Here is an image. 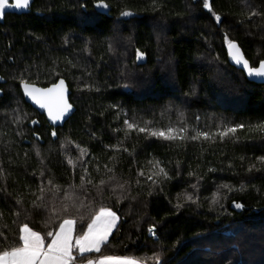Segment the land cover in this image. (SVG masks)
I'll return each mask as SVG.
<instances>
[{"label":"trees","instance_id":"16d2710c","mask_svg":"<svg viewBox=\"0 0 264 264\" xmlns=\"http://www.w3.org/2000/svg\"><path fill=\"white\" fill-rule=\"evenodd\" d=\"M106 2L102 13L95 0H30L0 18V248L24 224L46 236L71 218L81 235L105 207L118 216L115 229L99 253L74 249L77 261L264 264V132L249 131L264 122V84L226 54L233 40L251 66L264 58V0H209L221 22L203 0ZM21 78L43 87L64 79L74 113L50 126L25 102ZM170 126L213 138L138 131Z\"/></svg>","mask_w":264,"mask_h":264},{"label":"snow or ice","instance_id":"6c2138e0","mask_svg":"<svg viewBox=\"0 0 264 264\" xmlns=\"http://www.w3.org/2000/svg\"><path fill=\"white\" fill-rule=\"evenodd\" d=\"M96 8L109 9L110 5L106 0H95ZM153 6L155 7V0H153ZM203 8L212 12V5L209 0H203ZM30 0H13V3H9V0H0V18L5 14V10L8 8H29ZM259 15V13H255ZM121 16L134 15L131 11H122ZM215 20L221 22V15L212 12ZM88 21L85 20V23ZM227 39V37H226ZM228 49L231 59L236 65H242V69L248 76H256L264 78V60H260L258 66H250L248 59L241 53L239 45L233 41L228 40ZM143 53L137 50V59L141 58ZM21 85L23 92L26 96L30 97L41 108H46L48 115L53 120L62 119L65 114L69 113L72 109V105L67 99V88L64 79H60L57 83H52L50 87L39 88L35 84H30L23 78H21ZM36 123V121H33ZM128 129H135L137 125L130 123L128 120L124 121ZM150 123V122H146ZM243 124H238L232 127L225 126L223 131L219 132V137L223 139L226 136L235 134L237 129H243ZM264 132V122L250 127L249 131ZM139 132L146 133L152 137L162 138L166 141L175 140H197L203 137L205 140L212 139L213 136L209 132H196V135L187 136V128H174L168 127L160 130H149L148 128H138ZM56 135L55 132L52 133ZM83 153V150H82ZM39 155V152H37ZM264 161V157L257 158ZM69 163H72L69 160ZM159 164V161L156 162ZM251 167L249 170H251ZM142 174V173H141ZM156 175H163L165 179H170L168 173L164 168H160ZM83 179V177H82ZM149 180H152L153 184L157 181L153 180V177L148 176ZM103 183V181H101ZM195 187V185H193ZM222 188H227L229 191L232 189L229 185H221ZM218 195V193H217ZM186 200H193L191 194L185 196ZM213 203L217 202L216 195L213 196ZM19 203V200L17 201ZM235 203V202H234ZM184 205L178 203L176 205L179 210ZM236 208H242L243 205L235 203ZM2 215V213H0ZM117 214L112 211L111 208L101 207L96 211L95 215L91 217L90 222L87 223V227L82 231L81 235L74 236L75 220L71 218H65L60 224L59 228L55 231H49L46 236H42L40 232L33 231L27 224H24L19 231L18 240L13 242L10 246L0 248V264H76V257L73 255L74 249L79 253H87L95 251L99 253L101 251V245L107 242L109 234L112 229L116 227ZM83 227V226H82ZM155 225H151L148 231L155 235ZM51 238L50 242L46 243V240ZM4 242L7 243V237H4ZM86 264H142L141 260L132 256H116V255H102L99 258L87 259Z\"/></svg>","mask_w":264,"mask_h":264},{"label":"water","instance_id":"95a60500","mask_svg":"<svg viewBox=\"0 0 264 264\" xmlns=\"http://www.w3.org/2000/svg\"><path fill=\"white\" fill-rule=\"evenodd\" d=\"M9 1H11V3H13V0H9ZM26 9H27V8H20V9H17V8H8V9L5 10V14H6V13L20 14V13L25 12ZM98 9H99V8H98ZM99 10H100L102 13H107V10H105V9H99ZM236 43H237V42H236ZM237 44H238V43H237ZM239 48H240V47H239ZM240 51H241V53L244 55V53H243V51H242L241 48H240ZM226 54H227V60H228L229 64H230L231 66H234V67L237 68V69L242 70L243 73H244V75H245V77L247 78V80H249V81H253V82H255V83H259V84H264V78H262V77H256V76H248L247 73L242 69V65H236V64H235V62L231 59V57H230V55H229L228 45L226 46ZM244 57H245V55H244ZM245 58H246V57H245ZM246 59H247V58H246ZM261 60H264V58L261 59ZM258 64H259V62H258ZM258 64H257L256 66H258ZM250 66H251V64H250ZM60 79H62V78H60ZM60 79H58L55 83H57ZM64 81H65V80H64ZM2 82H4V80L0 78V83H2ZM28 83H29V82H28ZM30 84H34V83H30ZM35 85H36L37 87H39V88H47V87H50V86H51V84L48 85V86H45V87H43V86H39V85H37V84H35ZM65 85H66V88H67V93H66V95H67V99H68V102L71 104V102H70V100H69V88H68V84H67L66 81H65ZM19 87H20V90H21V93H22V95H23V98H24L25 102L28 103V104H29L33 109H35L38 113L43 114L44 117H45V119H46V121H47V123H48L50 126L54 127V128H55V127H60V126H62V125L68 120V118L74 113V111H75V107L71 104V105H72V109L70 110L69 113L65 114V116H64L62 119H60V120H53V119L48 115V111H47L46 108H41L37 103H35V101H33L30 97H28V96H26V95L24 94V92H23V87H22L21 83L19 84ZM1 96H2V91H1V89H0V97H1ZM36 124L38 125V123H36ZM29 125H30L31 127H33L34 123H33V122H30Z\"/></svg>","mask_w":264,"mask_h":264},{"label":"crops","instance_id":"0c3cea01","mask_svg":"<svg viewBox=\"0 0 264 264\" xmlns=\"http://www.w3.org/2000/svg\"><path fill=\"white\" fill-rule=\"evenodd\" d=\"M118 217V216H117ZM117 223H118V219H117V221H116V225H117ZM59 228V227H58ZM57 228V229H58ZM115 229V227L112 229V231H111V233L113 232V230ZM111 233L109 234V236L111 235ZM109 238V237H108ZM51 240V239H50ZM50 240H49V242H50ZM77 251V254H79V255H81V254H85V253H79V251L78 250H76ZM93 252V251H92ZM87 253H89V252H87ZM73 255L75 256V254L73 253ZM116 256H120V255H116ZM97 258H99V257H97ZM93 259H95V258H93ZM76 264H86V260L85 261H77L76 260ZM143 264V263H142Z\"/></svg>","mask_w":264,"mask_h":264},{"label":"rangeland","instance_id":"374dc122","mask_svg":"<svg viewBox=\"0 0 264 264\" xmlns=\"http://www.w3.org/2000/svg\"><path fill=\"white\" fill-rule=\"evenodd\" d=\"M141 59H142V57L139 58V59H137V60H141ZM17 114H18V113H17ZM18 116H19V118H21V117H22V113H21L20 115L18 114ZM141 262H142L143 264H146V263H145L144 261H142V260H141Z\"/></svg>","mask_w":264,"mask_h":264},{"label":"flooded vegetation","instance_id":"af4514ba","mask_svg":"<svg viewBox=\"0 0 264 264\" xmlns=\"http://www.w3.org/2000/svg\"><path fill=\"white\" fill-rule=\"evenodd\" d=\"M9 3H11V1H9Z\"/></svg>","mask_w":264,"mask_h":264}]
</instances>
